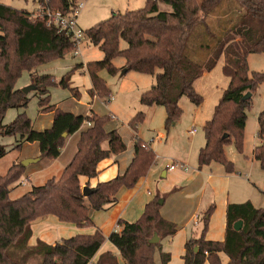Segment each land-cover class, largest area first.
Masks as SVG:
<instances>
[{
  "label": "trees",
  "instance_id": "16d2710c",
  "mask_svg": "<svg viewBox=\"0 0 264 264\" xmlns=\"http://www.w3.org/2000/svg\"><path fill=\"white\" fill-rule=\"evenodd\" d=\"M39 2L44 8L65 15L78 6V0ZM223 2L147 0L142 9L115 13L85 31L90 42L103 52V60L76 65L60 80L49 74L40 75L37 67L64 59L75 51L72 39L57 26H48L44 18L0 3V137L19 136L15 150H21L24 143H38L40 160H56L66 139L88 125L81 132L75 156L59 178L33 186L24 195L12 199L11 186L24 177L27 167L21 162L13 163L5 175L0 174V264H29L32 258L39 259L38 264H91L106 237L96 228L89 216L90 210L111 209L118 202L119 190L134 188L156 162L155 150L135 135V155L126 172L98 183L86 205L81 178H96L99 164L124 153L127 146L117 130H106L109 115L100 116L93 111L87 115L74 114L51 104L52 87L68 89L76 100L81 99L79 89L72 87L74 70L85 69L92 83L88 93L92 98L101 99H108L111 89L100 72L107 70L111 76H116L120 71L113 63L116 59L125 60L122 70L127 73L134 71L153 76L155 83L141 94L140 103L164 107L165 129L169 131L182 114L179 101L183 96L197 106L203 102L194 85L204 76V66L188 53V45L194 42L197 51L210 52L209 70L224 57L223 72L230 78V84L204 127L206 142L199 151L198 165L202 168L217 163L224 166L227 173L235 171L225 147L233 140L237 150L243 151L247 112L253 105L251 94L264 83V71L250 73L247 60L249 54L264 53V0H235L244 13L236 15V19L225 13L224 18L218 19L214 14ZM160 3L170 5L172 12L161 11ZM211 16L218 19L215 25ZM24 71L30 74L40 112L54 114L53 124L48 129L36 130L25 111L11 123H4L8 110H24L30 103L29 95L16 87ZM144 120L145 113L139 112L129 126L138 134ZM258 122L259 143L253 155L264 169V109ZM7 153L6 147L0 144V160ZM162 198L156 196L147 203L137 221L130 223L120 219V229L109 236L110 243L120 251L126 264H158V252L160 264H170L171 254L163 251V241L174 237L178 227L162 217L159 204ZM214 209L210 207L201 218L203 228L199 236L186 241L184 264H224L221 255L227 257L226 264H264V208H256L251 201L229 204L224 240L210 241L206 236ZM47 216H55L60 222L79 228H95V232L66 238L54 245L39 240L35 246H30L32 222ZM239 222L242 227L237 231L235 225ZM155 236L160 241L152 243ZM98 264L117 262L108 252L100 257Z\"/></svg>",
  "mask_w": 264,
  "mask_h": 264
},
{
  "label": "rangeland",
  "instance_id": "374dc122",
  "mask_svg": "<svg viewBox=\"0 0 264 264\" xmlns=\"http://www.w3.org/2000/svg\"><path fill=\"white\" fill-rule=\"evenodd\" d=\"M78 2H83L84 4L79 11L78 25L83 31H86L99 22L110 18L115 13H124L126 11L144 8L147 0H78ZM0 3L14 9L27 10L33 13L35 17H38L37 15L41 10L38 9L39 0H0ZM159 7L161 11L172 12V7L170 5L160 3ZM225 13H230L227 16H229V18H234L236 15L244 13V9L241 10L239 4L235 2V0H224L222 6H220L214 16L218 17V19L224 18L223 14ZM212 16L210 19H212ZM236 18L237 17H235V19ZM218 19L214 18L211 22L215 25ZM122 47L125 48L126 43L123 42ZM197 50L198 48L194 42H191L188 45V53L195 58L197 62L204 66V76L197 80L194 85L196 92L203 97V102L200 106H197L192 103L187 96H183L179 101V107L182 109V114L177 122L171 125L169 131L165 129L167 113L164 107H148L140 103L141 94L151 88L155 83V78L134 71L123 74L122 65L125 64L124 59H116L113 62L114 65L120 69L116 76H111L107 70L100 72V76L106 81L108 87L111 89L112 96H114L116 100L108 103L106 105L107 108H104L101 105L99 99V101L96 100L97 104L95 103L98 112L102 113L109 107L113 114H115L117 120L122 121L123 124H127L129 118L133 115L138 114L139 112H144L145 120L138 127L139 136L152 145L157 157L168 158L170 162H184L190 171L193 169V166L198 164L199 151L205 146L206 139L204 127L207 122L211 120L216 106L219 104L224 91L230 84V78L223 72V66L225 65L224 57H222L215 66L209 70L207 62L211 58L210 52H201ZM103 58V52L99 47L94 46L85 34L81 45L79 46V50L67 54L64 59H57L38 67L44 66L47 69L50 68L48 71L49 74L54 76L57 80H60L68 72L73 71L77 63H83L86 65L88 62L101 61ZM247 60L250 73L264 71V53L249 54ZM78 71L79 69L74 70L71 80L72 83L75 82L72 84V87H77L79 89L81 99L75 104L71 102V105L74 106V110H81L80 112H84L86 109L84 105L87 104V100H89L90 97H85L83 87L89 88L92 83L89 75L85 72V69H83V73L81 71L78 73ZM76 72L77 74L73 76ZM28 77L30 78V74H28L27 71H24L20 79L17 81V85L22 86V83H24ZM52 88L54 89L51 91V100H59L64 97L66 93H70L68 89L58 87ZM88 90L86 93H88ZM251 95L253 105L247 112L248 118L244 133L243 151L239 152L237 150L233 140L225 147L226 156L234 163L235 168V171L227 174V177H229L230 200L240 202L239 204L252 200L256 206L261 207L264 206V169L261 168L259 162L253 160V151L259 143L257 138L259 130L258 117L264 109V83L261 84L257 91ZM102 100L107 101L106 99ZM26 113L32 121L33 119L29 115L34 117L35 120V117L38 114L37 100L32 101L31 104L29 103ZM14 115L15 109L8 110L4 123L9 124L14 121L17 117L14 118ZM194 129L196 132L192 134ZM159 134H164L165 137H163V139H157L156 136ZM1 140L2 138H0V144ZM7 140L8 139H4V145L8 143ZM14 145L13 142L10 148ZM105 145L104 147L106 148ZM29 151L30 150L25 149L24 153ZM21 154L22 150H14L7 153V155L0 160V174L5 175L11 165L17 163ZM215 166L216 169L214 168L210 174L208 173V170H205V173H208L205 176L206 178H208V175H215L220 168H224L223 170L226 171L225 167L222 165L216 164ZM44 176L45 174L39 176L41 178L35 177L30 181H27L26 184L24 177H22L18 182L12 184L10 197L16 199L24 195L26 192L30 191L33 186H38L40 182H43ZM215 210L216 206L214 212ZM199 216V221L202 223V213H200ZM221 218L224 219L222 213L219 212L215 214L212 232H214L217 237L213 238H220L217 234L221 232ZM202 228V224L195 228V234L199 232L201 233ZM159 241L160 239L158 237L157 242ZM167 243V239L163 241L164 246H166ZM156 261L160 264L159 252L156 254ZM38 263L39 259L32 258L29 260V264Z\"/></svg>",
  "mask_w": 264,
  "mask_h": 264
},
{
  "label": "crops",
  "instance_id": "0c3cea01",
  "mask_svg": "<svg viewBox=\"0 0 264 264\" xmlns=\"http://www.w3.org/2000/svg\"><path fill=\"white\" fill-rule=\"evenodd\" d=\"M38 4V9H42L43 6L41 5V3L39 2ZM81 64L85 66V64L83 63H77L76 65ZM83 69H79V71L82 72ZM49 70L50 68L47 69L44 66L37 68V71L40 75L49 74ZM79 71L78 73H80ZM27 73L29 74V72ZM76 74L77 72L73 76H75ZM74 83L75 82H73L72 84ZM30 86L31 81L28 77L26 81L22 83V86L17 85L16 87L17 89H24ZM89 88H92V84ZM89 88L83 87L85 97H90V99L87 100V104L84 105V107H86L84 112H80L81 110H74L75 108L71 105V102L75 104L80 100H76L72 96L71 92L68 94L66 93L64 96L65 98L62 97L64 99L60 98L62 100H51V104L56 105L57 108H60L65 112H71L74 114L87 115L91 111H93L100 116L109 115L111 119L110 122L106 124V130H117L126 143L127 149L124 153L106 159L99 164V174L96 178H93L91 180L85 177L81 178L83 186H87V184H89V187L95 188L98 183L109 181L126 172L135 155L134 137L135 135L139 138L141 137L139 136V133L136 134L129 126V122L137 114L130 117L127 124H123L122 121L117 120L115 114H113L109 107L102 113L98 112L96 100L99 99L101 101V105L104 108H107L106 105L108 103L114 102L116 99L114 98V96H112V94L110 97H113V100H109L110 97L106 99L107 101H104L97 96L92 98L89 93H86ZM53 89L54 88H50V96ZM30 93L28 94L31 98L30 104L34 100H37L38 104L36 90H32ZM26 109H15L14 118L18 116L19 113L23 111L26 112ZM29 116L33 119V121H35L33 122L34 128L38 131L50 128L54 120L53 113H41L39 106L38 114L35 117V120L34 117H32L31 115ZM87 127L88 125H85L80 131H78L74 135L69 136L66 139L65 145L58 159H43L39 160L37 163L29 165L25 171L24 179L26 181H30L35 177H39L41 175L43 176L45 174V176L43 177V182H40V184L38 185L41 186L52 178H59L62 175L64 169L70 164L73 157L75 156L81 132L86 130ZM157 137L163 139L165 135L159 134L156 136V138ZM4 139H8V143L5 145ZM19 141V136L11 138L8 137L2 138L1 144L9 147L6 148L9 153L10 151L15 150V147L17 146ZM13 142L15 145L10 148ZM105 146L107 147V145ZM25 149L30 151L24 153ZM21 150L22 154L20 155L17 163L27 159H40V148L38 143H24ZM253 160H255L254 155ZM173 163L177 164L176 161L170 162L168 158H161L158 156L148 175L141 178L134 188L128 189L126 187H122L119 190L117 194L118 202L115 206H113L108 211H95L93 209L90 210L89 216L96 225V228H99L106 237L104 244L102 245L96 256L93 258L91 264H98L100 257L108 252L113 254L117 264H126L120 254V251L112 243H110L109 236L113 232L120 229V227L118 226V221L120 219L130 223L137 221L143 214L146 204L153 200L156 196L164 197V199H160L163 201L160 210L162 217L165 220L175 223L178 227L176 235L172 238L167 239L168 243L166 246L163 245V251L171 254L170 264H184L183 256L185 255L186 241L192 236H199L200 232L197 234H195L194 232L195 228L202 224L199 221V215L200 213L204 215L212 206H216V210L210 217L209 229L206 237L210 241L224 240L226 231L227 208L229 204L240 203L235 200L229 199V177H227V174L229 173L224 171V168H220L215 175H208V178H206V174H210L214 168L216 169L215 165L217 163H212L202 168H199V165L197 164L196 166H193V169L191 171L190 169L187 171L180 169L170 170L169 167ZM181 164L185 163L181 162ZM205 170H208V173H205ZM249 201H251L256 208H264V206H256V204L252 200ZM86 205H89L88 198H86ZM219 212L224 215V219L221 218V232L217 234L220 238H213L217 237L215 236L214 232H212L213 220L215 214ZM31 228L33 235L29 241L30 246H35L39 240L47 244L54 245L66 238H70L79 234H93L95 232V228H79L74 224L60 222L55 216L40 218L32 222ZM221 257L224 260V264H226L227 257L223 255H221Z\"/></svg>",
  "mask_w": 264,
  "mask_h": 264
},
{
  "label": "built area",
  "instance_id": "2783aa9c",
  "mask_svg": "<svg viewBox=\"0 0 264 264\" xmlns=\"http://www.w3.org/2000/svg\"><path fill=\"white\" fill-rule=\"evenodd\" d=\"M84 6L83 2H78V6L70 14H63L59 11H52L48 8H42L39 13L38 17L44 18L47 21V25H55L57 26L61 31H65L67 35L72 39V41L76 45V51L79 50V46L81 45V42L85 36V31H83L79 25H78V16L80 9ZM77 53V52H76ZM113 100V97H110L109 100ZM196 130L194 129L192 131V134H194ZM157 139H160V137H157ZM170 170L180 169L187 171L188 167L185 164L181 163H173L169 167ZM25 182H27L25 180Z\"/></svg>",
  "mask_w": 264,
  "mask_h": 264
},
{
  "label": "water",
  "instance_id": "95a60500",
  "mask_svg": "<svg viewBox=\"0 0 264 264\" xmlns=\"http://www.w3.org/2000/svg\"><path fill=\"white\" fill-rule=\"evenodd\" d=\"M126 73H127L126 70H123V74H126ZM22 90H23V92H24L25 94H29L32 90H34V87H33V86H30V87H26V88H24V89H22ZM249 96H250V95H249ZM66 136H67V134H64V137H66ZM39 160H40V159H27V160L22 161L21 163H22L23 166L28 167V166L31 165V164L37 163ZM93 192H94V190H93V188H91V187H87V186H85V187L83 188V195H84L86 198H88ZM159 204L162 205V204H163V201L160 200V201H159ZM241 227H242V223H241V222H239V223H237V224L235 225V229H236L237 231L240 230ZM157 241H158V237H157V236H155V237L151 240L152 243H156Z\"/></svg>",
  "mask_w": 264,
  "mask_h": 264
}]
</instances>
